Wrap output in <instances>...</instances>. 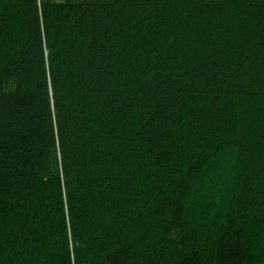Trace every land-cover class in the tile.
Wrapping results in <instances>:
<instances>
[{
    "label": "trees",
    "instance_id": "trees-1",
    "mask_svg": "<svg viewBox=\"0 0 264 264\" xmlns=\"http://www.w3.org/2000/svg\"><path fill=\"white\" fill-rule=\"evenodd\" d=\"M0 264H264V0H0Z\"/></svg>",
    "mask_w": 264,
    "mask_h": 264
}]
</instances>
